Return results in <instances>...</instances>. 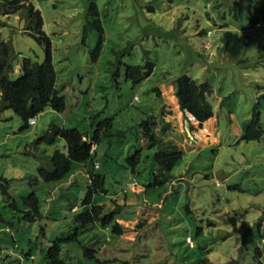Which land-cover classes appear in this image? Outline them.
<instances>
[{
	"label": "rangeland",
	"instance_id": "374dc122",
	"mask_svg": "<svg viewBox=\"0 0 264 264\" xmlns=\"http://www.w3.org/2000/svg\"><path fill=\"white\" fill-rule=\"evenodd\" d=\"M32 2L50 39L65 107L45 109L26 128L13 110L0 109V264H46L48 246L76 231V239L61 243L66 264H264V17L258 13L259 26H248L264 0ZM25 18L0 17V35L15 54L11 80L23 58H45ZM227 30L245 44L236 58L222 50ZM132 66L141 68L143 81L125 77ZM184 74L211 87L213 116L201 124L176 100L175 80ZM255 109L262 135L244 140L241 126ZM105 119L112 128L101 130L92 163H74L70 181L41 180L32 154L66 152L60 137L37 143L50 124L76 127L89 139L94 122ZM144 119L156 121L157 137L183 151L161 186L149 185L157 146L143 138ZM162 119L171 125L166 133ZM136 150L132 171L127 157ZM93 165L106 175V191L92 203L112 219L108 229L95 222L75 230L72 210L89 207L85 171ZM31 191L40 202L34 221L11 207L15 201L22 210ZM85 247L96 259L84 257Z\"/></svg>",
	"mask_w": 264,
	"mask_h": 264
},
{
	"label": "trees",
	"instance_id": "16d2710c",
	"mask_svg": "<svg viewBox=\"0 0 264 264\" xmlns=\"http://www.w3.org/2000/svg\"><path fill=\"white\" fill-rule=\"evenodd\" d=\"M90 8L96 9L95 5ZM21 14L26 17L27 31L37 33L34 35L36 41L44 47L45 58L42 62L33 61L30 58H23L21 61V73L19 76L11 80L9 72L13 69L12 60L15 57L14 51L9 42L2 39L0 35V109L13 110L21 120V127H28V119L33 118L43 112L45 109H53L56 111L64 110V98L58 95L56 90V75L52 64L50 54V39L43 31V21L40 11L34 6L32 0H1L0 1V17L3 15ZM257 13V14H256ZM248 22V26H255L258 20V13L264 17V3L261 4ZM25 18V19H26ZM4 22L0 19V26ZM36 31V32H34ZM222 50L230 58L240 56L244 49V42L239 34L235 31H224L222 36ZM128 68V67H127ZM132 73L126 69L125 77L133 79V83L143 81L146 75H143L139 66L129 67ZM137 73V76L135 74ZM176 90L175 96L179 108L191 115L199 124L206 122L213 116V109L207 100V95L211 91V87L207 82L197 83L195 79L188 75H181L175 80ZM259 111L253 110L250 118L243 122L241 126V138L244 140L259 139L262 135V130L259 123ZM164 121V119H162ZM162 131L167 132L171 127L167 121L163 122ZM95 127L88 139L84 133L76 128L59 127L55 124H50L47 132L37 139V143L52 144L57 137L64 141L65 153L56 150L52 155L47 156L42 150L40 154L33 153L40 164L37 167V173L42 181L58 182L66 180L72 174L74 163L84 165L88 160L93 162V156L96 154V145L100 140L101 130L111 131V121L105 119L103 122H94ZM156 124L154 120H143L141 122L142 135L151 145L157 146L154 159L156 165V173L153 174L149 185L161 186L171 180V171L176 162L182 155L176 145L172 143H164L162 139L157 137L155 133ZM164 133V134H165ZM85 137V139H83ZM93 145V149H91ZM136 156H128L127 161L131 165L132 171L134 164L138 162V150ZM98 169L97 165L88 170L89 178L86 183L85 198L83 200L85 207L82 210H74L73 221L75 230L79 227L88 229V225L95 222H100L104 228L108 229L107 223L112 219V213H104L103 205L93 204L92 198L98 193L105 192L106 175L100 172H95ZM35 176H30V181L34 182ZM74 184V183H72ZM71 184V185H72ZM2 194L11 197L5 187L1 189ZM14 203H16L14 201ZM12 203L11 207L16 211L21 212L25 219L34 221L40 217V202L34 191H31L26 198L22 199L21 210ZM72 210V206L69 208ZM1 219V217H0ZM116 233L122 232L119 223L112 226ZM79 231L71 233L68 237H57L49 246L45 253L46 264H66L61 256V243L64 240L76 239ZM61 241V242H60ZM60 242V243H59ZM258 252V251H257ZM94 249L84 248L83 254L86 259L95 258ZM26 256H29L27 254Z\"/></svg>",
	"mask_w": 264,
	"mask_h": 264
},
{
	"label": "clouds",
	"instance_id": "9594fccd",
	"mask_svg": "<svg viewBox=\"0 0 264 264\" xmlns=\"http://www.w3.org/2000/svg\"><path fill=\"white\" fill-rule=\"evenodd\" d=\"M255 25L259 26L258 23H256ZM27 123H28V125H33V124H35V123H36V116L33 117V118L28 119ZM83 139H85V137H84ZM91 149H93V145H92ZM85 172H86V173H85V177H86V179H88V178H89V175L87 174V171H85ZM70 178H71V176H70L68 179H66V180H69V181H70ZM66 180H65V181H66ZM60 182H61V181H60ZM64 183H65V182H64ZM74 210H76V209H73L72 211H74ZM105 229H106V228H105ZM186 242H190V239H189V238H186Z\"/></svg>",
	"mask_w": 264,
	"mask_h": 264
}]
</instances>
